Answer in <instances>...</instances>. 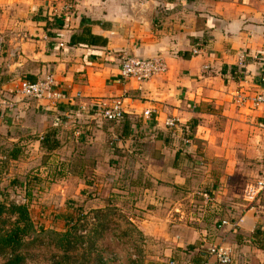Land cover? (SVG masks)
<instances>
[{
    "label": "crops",
    "instance_id": "0c3cea01",
    "mask_svg": "<svg viewBox=\"0 0 264 264\" xmlns=\"http://www.w3.org/2000/svg\"><path fill=\"white\" fill-rule=\"evenodd\" d=\"M0 41V159L14 169L46 157L48 173L88 151L98 209L109 176L129 177L139 264H204L217 244L236 264H264V188L247 195L264 183V104L252 105L264 92V0H0ZM124 53L168 70L121 81ZM46 74L56 105L17 94ZM114 99L122 123L96 109Z\"/></svg>",
    "mask_w": 264,
    "mask_h": 264
},
{
    "label": "rangeland",
    "instance_id": "374dc122",
    "mask_svg": "<svg viewBox=\"0 0 264 264\" xmlns=\"http://www.w3.org/2000/svg\"><path fill=\"white\" fill-rule=\"evenodd\" d=\"M22 160L24 161L13 169L11 159H0V207L4 208V212L0 214V235L20 228L23 229L24 237L15 251L0 253V264H10L19 255L22 257L19 264H52L57 255L52 233H65L73 223L79 229L77 235L86 241L107 220L103 237L96 241L95 250L102 251L105 261L111 264H139L141 234L136 225L131 223L132 209L127 207L123 198L128 177L125 178L118 172L111 174V170L107 168L111 174L109 187H113L115 191L110 189L108 192L107 188H103L101 195L104 203L98 209L92 204L97 199L93 197L96 192L88 188L96 182V177L90 175L91 162L84 170L85 176H77L72 173L76 162L74 158L64 160L60 166L52 164L48 173L46 170L40 171V166L46 163V157L40 160L30 159L29 163ZM134 195H139V192L136 191ZM11 207L27 208L30 228L27 222L20 221L17 214L9 211ZM80 209L86 219L79 218L77 213ZM98 213L108 215V219H98ZM97 233H101V230ZM81 247L87 249L88 243H83Z\"/></svg>",
    "mask_w": 264,
    "mask_h": 264
},
{
    "label": "built area",
    "instance_id": "2783aa9c",
    "mask_svg": "<svg viewBox=\"0 0 264 264\" xmlns=\"http://www.w3.org/2000/svg\"><path fill=\"white\" fill-rule=\"evenodd\" d=\"M2 53V44L0 41V55ZM194 55L200 54L199 49L193 50ZM168 70V65L162 57H155L152 59H144L138 56L124 53L120 57V79L121 81L136 80L143 84L151 81L152 79L164 75ZM205 70H209L205 67ZM19 96L26 100L35 102H46L56 105L63 99V94L56 88L55 77L53 74H46L36 82L22 81L18 88ZM264 104V92L257 95L252 100V105L258 107ZM97 111L101 117L108 122L122 123L125 120L126 112L124 109L123 101L121 99H114L109 105L98 106ZM145 117L151 118V111L145 112ZM167 127L173 129L177 126L175 119H169L166 122ZM186 140V143H189ZM264 188V183H258L256 186H250L247 189V195L252 196L257 193L259 189ZM204 204L208 205L212 199L207 194H202ZM25 202V200H23ZM242 223V219L233 224L237 228ZM229 225L228 222H222L217 225L220 229L223 226ZM206 262L204 264H236L234 260L233 249L226 245H211L206 249Z\"/></svg>",
    "mask_w": 264,
    "mask_h": 264
},
{
    "label": "trees",
    "instance_id": "16d2710c",
    "mask_svg": "<svg viewBox=\"0 0 264 264\" xmlns=\"http://www.w3.org/2000/svg\"><path fill=\"white\" fill-rule=\"evenodd\" d=\"M49 146L50 152H53V150L55 149L53 143H51ZM83 154L85 158L76 160V162L74 163L75 169L72 170V173L77 176H83L82 173H84V170L89 165V162H91L88 151H85ZM124 177L126 178L127 176ZM128 179L130 178L128 177ZM9 211L13 214H17L20 221L27 222L29 228L31 227V221L29 219L28 210L26 207H11ZM3 212L4 208L0 207V214H2ZM82 212L83 211L80 209L77 213L79 218L81 219L83 217ZM98 214V219L99 217H101L103 221H106V219H108V215L100 213ZM83 219H86V217H83ZM107 223L108 220L103 224L101 223L98 226L97 230H95V232L93 231V234L91 233V235H89L86 241H84L85 239L77 235L79 229L77 225H73V223L70 224L69 229L65 233H52L54 251H56L57 253L52 264H111L105 261L102 251L95 250L97 243L96 241L103 237V233L105 231ZM99 229L101 230V233H97ZM22 233L23 229L18 228L15 231L7 232L5 235H0V253L3 251H15L22 244V240L24 238ZM80 242L81 244H79ZM85 242L88 243V247L87 249H82L81 246ZM79 245L81 246L78 247ZM21 261L22 257L19 255L15 257V259L11 261L10 264H19ZM132 264H134V262Z\"/></svg>",
    "mask_w": 264,
    "mask_h": 264
}]
</instances>
